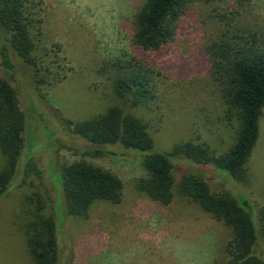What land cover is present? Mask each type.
I'll return each instance as SVG.
<instances>
[{"label":"rangeland","instance_id":"374dc122","mask_svg":"<svg viewBox=\"0 0 264 264\" xmlns=\"http://www.w3.org/2000/svg\"><path fill=\"white\" fill-rule=\"evenodd\" d=\"M144 2L28 0L36 20L32 82L22 62L13 58V78L0 61V77L16 90L20 107L33 112L26 120L31 145L25 153L31 154L21 153L0 198V264H34L20 217L28 195L39 194L46 212L56 216L58 264H226L231 229L181 195L183 172L201 173L212 193L227 188L257 206L264 201V108L245 165L247 184L217 167L172 158L176 185L168 206L137 191L145 176L137 153L115 146L109 148L112 155L89 157L83 153L87 142L63 127V120L79 124L115 106L148 123L156 152L190 141L222 154L232 144L206 48L223 34L255 33L264 39V0L193 1L176 22L174 39L156 51H143L133 42L135 16ZM123 67L151 78L154 98L147 106L130 107L115 94L113 82L126 71ZM80 160L109 170L123 184L118 205L96 202L86 220L68 216L61 197V166ZM7 167L0 153V172ZM262 249L259 242L255 251L264 257Z\"/></svg>","mask_w":264,"mask_h":264},{"label":"trees","instance_id":"16d2710c","mask_svg":"<svg viewBox=\"0 0 264 264\" xmlns=\"http://www.w3.org/2000/svg\"><path fill=\"white\" fill-rule=\"evenodd\" d=\"M193 1L213 0H145L135 16L134 44L143 51H156L172 41L176 22ZM27 7L28 0H0V61L13 78V58L22 62L30 83L32 71H37L32 33L36 20ZM206 55L224 105V121L233 130V142L226 152L216 154L206 143L190 141L168 152L153 151L148 123L115 106L79 124L63 120V127L87 142L83 153L89 157L112 155L109 148L115 146L137 153L145 176L138 180L136 189L160 206L173 201L177 162L172 163V158L217 167L238 184H247L245 165L257 143L264 108V39L255 33L223 34L207 46ZM123 69L126 71L113 82L115 94L130 107L147 106L154 98L151 78L140 69ZM32 113L20 107L16 90L0 77V153L8 164L0 172V198L10 187L21 153L22 157L31 154L25 150L31 145L26 120ZM178 164L187 162L179 160ZM59 171L68 216L86 220L94 203L121 202L122 181L109 170L80 160L62 165ZM226 189L212 193L201 173L183 172L178 181L181 195L231 229L226 264H264V257L255 251L259 242L264 247V201L257 206L245 194ZM44 205L39 194L24 199L20 217L26 250L34 264H58L56 216L46 212Z\"/></svg>","mask_w":264,"mask_h":264}]
</instances>
